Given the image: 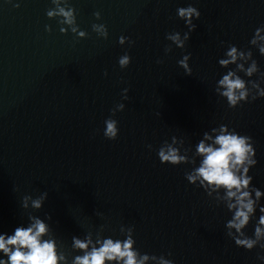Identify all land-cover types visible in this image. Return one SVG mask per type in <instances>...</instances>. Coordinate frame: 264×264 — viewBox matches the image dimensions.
<instances>
[{"label":"water","instance_id":"95a60500","mask_svg":"<svg viewBox=\"0 0 264 264\" xmlns=\"http://www.w3.org/2000/svg\"><path fill=\"white\" fill-rule=\"evenodd\" d=\"M69 2L86 38L61 34L46 16L51 0H0V232L26 226L32 212L51 216L46 222L67 252L72 236H94L103 225L104 237L124 239V226L133 228L142 254L173 264H264L258 259L264 250L246 251L226 236L232 214L185 179L193 165L161 164L157 157L173 136L194 151L203 132L226 124L254 141L257 163L248 175L264 192V97L229 109L214 91L228 71L217 62L228 45L247 50L255 29L264 27V0ZM189 5L200 17L180 49L165 37L188 32L176 10ZM93 23L106 26L107 39L92 31ZM121 36L131 46L120 45ZM251 51L264 72V56ZM125 53L131 62L121 69ZM188 54L190 76L177 63ZM120 103L124 109L113 116ZM109 117L117 121L115 140L103 135ZM44 192L40 210L21 207L23 196ZM260 215L257 208L248 236Z\"/></svg>","mask_w":264,"mask_h":264},{"label":"clouds","instance_id":"9594fccd","mask_svg":"<svg viewBox=\"0 0 264 264\" xmlns=\"http://www.w3.org/2000/svg\"><path fill=\"white\" fill-rule=\"evenodd\" d=\"M11 2V0H7ZM54 7L46 11L49 19H56L61 25V34L68 31L75 34L77 39L87 37L85 31L79 30L76 23V10L70 6L69 0H51ZM19 7V4H13ZM177 18L182 19L188 28V32L181 37L179 32L166 34V40L171 41L177 48L183 49L189 39V33L195 30L194 19H199L200 12L189 5L177 10ZM94 17L99 20L100 13L94 12ZM66 26V27H65ZM45 31L51 28L45 25ZM92 31L99 38L107 39L108 32L104 24H92ZM264 27L255 29L249 40L251 48H256L261 56H264ZM129 46L133 43L127 37L118 39L120 45L125 42ZM223 44V42H221ZM251 48L240 50L235 45H228L224 58L218 59L221 68L228 69L216 82L215 93L226 102L229 109H235L244 103H250L257 98L264 97V88L260 87V80H264V72H260L257 61L253 59ZM171 51V45L165 47V53ZM190 54L184 55L177 63L184 70L186 76H190L192 69L188 61ZM131 62L130 56L125 53L118 59V65L125 69ZM162 61H157L161 63ZM235 65L234 68L230 66ZM247 65V67L245 66ZM243 73L244 79L239 75ZM258 75L257 80L251 77ZM127 89L123 92L127 93ZM123 99H127L123 95ZM124 104L120 103L111 110L114 116L117 111H122ZM103 135L108 140H115L119 129L117 121L111 117L104 121ZM151 145L148 148L151 149ZM191 153V155H189ZM157 157L161 164L178 166L182 164L193 165L190 171L185 172V179L189 184L202 188L205 194L215 201L217 206L223 205L231 218L225 224L226 236L234 241L236 247L251 251L255 247L264 250V206L260 204L264 192L252 184L253 177L248 175L250 169L257 163L255 157L254 141L250 136L241 135L235 129L226 124L213 127L205 131L202 138L195 145L184 147V139L171 138V143L164 141L157 150ZM198 161V163H197ZM47 198V193H41L36 198L25 195L21 198V207L25 210L38 211ZM259 208L261 215L256 220L252 236L244 231L253 220ZM96 215H102L96 213ZM51 216L45 215L44 219L27 213V225L17 226L11 234L0 232V264H173L171 259L164 255L156 256L141 253L135 247L133 228L120 227V235L124 239L104 237V226L93 233L87 232L81 239L78 236L71 237V251H65L62 242L58 241L46 221ZM73 253H80L72 255ZM170 256L171 253H168ZM71 256V260L69 257ZM264 260V256H258Z\"/></svg>","mask_w":264,"mask_h":264}]
</instances>
